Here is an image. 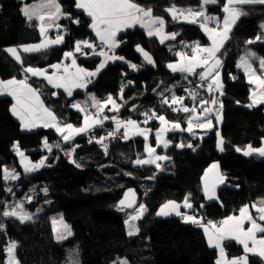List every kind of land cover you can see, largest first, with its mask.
Wrapping results in <instances>:
<instances>
[{
  "label": "trees",
  "instance_id": "16d2710c",
  "mask_svg": "<svg viewBox=\"0 0 264 264\" xmlns=\"http://www.w3.org/2000/svg\"><path fill=\"white\" fill-rule=\"evenodd\" d=\"M31 1L0 0V78H27L39 90L49 109L68 123L72 116V101L85 93L79 91L68 96L63 89L51 86L45 79L25 73L23 67H49L60 61L66 50L75 49L76 41L95 40V31L90 27L92 19L75 6L77 0H60L64 13L72 19L62 17L56 23L60 27L53 29L55 31L52 30L51 34L62 35L63 41L38 53L22 52L21 65L5 51V47L33 43L43 38L37 20L29 21L21 11L23 5ZM133 2L164 17L167 29L178 35L161 43L160 39L149 36L139 26L124 29L118 39L125 44L116 51L124 60L109 63L88 90L100 100L109 96L119 99L118 110H107L110 104L107 105L105 111L110 117L118 116L125 121L145 117V112L150 115L155 112L156 116L165 114L185 124L187 113L171 103L153 106V100L163 85L182 77V73H173L168 67V63L178 59V46L183 42L191 45L209 42L199 23L174 21L167 9L200 7L202 0ZM225 3L226 0H217V3L207 5V11L222 19ZM237 6L243 8L244 14L239 16L221 50L226 55L222 67L225 92L221 124L225 136L223 152L217 150L215 129L202 138L186 131L171 132L173 144L166 149L169 159L161 164L163 170L154 174L159 168L157 165L135 163L137 159L144 160L145 141L142 137L124 139V130L120 128L111 142L89 143L101 135V124L69 142H65L53 127L23 131L20 120L12 112L15 105L13 97L0 96V264H8L9 241L18 244L16 256L20 264H65L74 245L80 249V264H121V258L129 264H216L218 251L208 245L200 226L185 222L176 215L158 217L157 210L168 200L183 202L185 196L191 194L194 208H198L204 219L216 221L264 198V158L258 154L245 156L236 151V146H258L264 138V104L248 106L251 104V84L237 67L242 47H253L264 58V42L247 43L264 35L261 28L264 4ZM94 45L98 48L99 42ZM137 45L152 55L153 65H148L136 54ZM83 51L90 53L89 48ZM80 56L79 62L90 68L99 59ZM129 63L137 65V69L133 70ZM128 81L133 85H127ZM167 99L170 102L169 96ZM173 108L178 110L173 111ZM89 110L95 117L93 113L97 110ZM103 115L101 113V117ZM113 122L103 120L112 130ZM151 124L158 126L159 121L152 119ZM45 140L62 142L49 151L43 148ZM16 142L33 160L46 155L47 160L39 171L24 172L16 153ZM189 144L192 147H188ZM215 160L220 163L225 183L218 190L219 200L207 201L201 177L205 168ZM4 168H13L21 173L17 180L9 182V188L3 178ZM130 187L138 191L147 207V213L138 221L136 235H129L125 213L118 207L119 199ZM11 200L20 201L22 207L19 209L31 213L32 218L21 221L16 217L3 216ZM38 209H41L40 213L33 215ZM52 211H62L71 224L73 235L70 238L61 240L55 237L50 217ZM224 246L231 256L244 252L241 244L233 239H226ZM250 262L260 263L253 256Z\"/></svg>",
  "mask_w": 264,
  "mask_h": 264
},
{
  "label": "snow or ice",
  "instance_id": "6c2138e0",
  "mask_svg": "<svg viewBox=\"0 0 264 264\" xmlns=\"http://www.w3.org/2000/svg\"><path fill=\"white\" fill-rule=\"evenodd\" d=\"M217 3V0H202L199 9H176L175 7L167 9L169 14L171 15L174 21L183 19L184 22L187 23H199L201 29L208 34L209 39L212 41L211 46L203 47L196 43L191 46V53L186 54L183 52H177L176 55L180 57V63L178 64H169L168 67L173 72H188L191 74H195V69L197 67L204 68L205 70L199 73L200 79L202 81L208 80L211 78V83H208V91L212 92L213 88L220 89L222 87L219 72L217 69L221 65L220 59L216 57V54L220 51V48L223 46L224 42L229 38V33L231 32L232 26L236 23L237 19L240 15L244 14L242 12L237 11L234 7L235 4H244V3H262L264 4V0H226L222 11L225 13L223 20L221 21L219 17L210 16L206 14V5ZM78 9H83L89 17L92 19V24L90 27L95 31L96 36L101 41V44L105 45L108 51L101 50L99 52L96 51V46L90 43L87 40L84 41H76L75 42V51L84 55L82 52V48L92 49V55L102 56L104 59L97 67L96 71L88 72L85 69L76 68V72L73 74H68L65 76L56 77V81L54 82L53 77L55 73L52 75H47L46 70L40 68H33L31 66L23 67V71L25 73L31 74L32 76H43L48 80L49 83H53L55 87L60 88L63 87L65 91L68 92V95L72 94L71 87H69V83L72 87L76 88H84L86 84L90 82L87 80L88 77L96 76L109 61L115 60H124V57H119L115 55L114 50L119 47V42L116 40L117 34L123 29L130 28L135 26L136 24H140L142 27H146L148 29L147 34L149 36L157 35L161 36L160 42L163 43L165 39H175L178 33H170L167 36L161 35L164 29L165 21L162 18H154L152 16V10L144 9L143 7L137 5L133 2V0H77L76 5ZM39 9H46V14H40L38 12ZM23 15L29 20H33V18L38 19L41 24L39 31L44 40H42L38 44L34 45H21L19 47H9L5 49L7 53H9L17 62L23 65V60L21 58V52L23 53H38L42 50H46L50 45L60 44L64 37L62 35H57L55 39H49L47 37L48 28L45 27V20L49 22V26H55L59 28L60 26L56 24V20L60 17H65L68 19H72L69 14L63 12L60 4L57 0H41L39 4L25 6L21 9ZM73 23H79L78 20H72ZM215 24V27H209V23ZM261 28H264V25H261ZM262 37L257 36L256 40H261ZM254 41H248L247 43H253ZM137 51L141 52L149 64H153L151 56L147 52H145L142 48L137 46ZM111 53V54H110ZM65 57H71L73 55L72 52H66ZM259 61L260 71L264 72V58H259L256 56L255 52L249 51L246 56L241 57L240 63L237 67L242 68L243 71L249 76L250 83H256L258 87L264 89V79L260 78L256 75V70L253 68V65L250 61ZM209 61H212L209 64ZM72 65L76 66V60H72ZM129 66L133 69H137V65L129 63ZM52 68L59 69L60 65H51ZM65 73H67V68H65ZM255 77V80L252 79ZM131 83V82H129ZM7 93L16 100V104L13 105L12 111L13 114L18 116L20 119L22 126L24 128L35 127V123L29 120V116L36 111V105L38 104L41 109L49 117H51V123L45 122L44 127H54L57 132L62 135V138L65 142H69L74 138L75 135L83 134L89 131L90 128L94 127L97 124L103 123V120L109 119L107 116L101 117V113L104 111V108L107 107L108 103H111L113 106V110H118L119 105L116 104L115 100L111 96L107 98L106 101H99L94 96L91 97L92 107L96 108L97 111L95 113V117H90L89 115H85L84 123L82 127H73L72 124H66L63 127H60L56 122L55 116L48 111V109L43 108L42 102L39 101V96L37 94V90L33 89L28 83L27 78L22 80H17L15 78L9 79L7 81L0 80V94ZM222 94V93H221ZM196 93H192L193 99L196 97ZM261 100L257 101L255 94L252 97V103H264V91L260 93ZM34 100V103H33ZM180 101L182 105L183 98H177L175 95L172 96V104H176L177 101ZM163 103L168 104V99L165 98ZM212 105L217 104V100L213 98L211 101L201 100L200 104L202 106L201 110L205 113L211 114V109L208 107V104ZM19 106V110L17 108ZM171 106V105H170ZM249 107L252 104L248 105ZM73 107L78 108L80 111H84L80 105L76 104ZM173 111H177V108H173ZM185 113H192L190 118L187 121V131L192 132L193 126L199 128H210L211 120L207 117L201 121L199 116L195 115V108H188L186 106H182L181 109ZM146 119L144 123H147L151 119H158L161 125V128L156 132V139L159 143L161 137L164 132L169 129L164 127L169 122L166 120L165 116L160 115L156 116V113L153 112L151 115L147 112L144 113ZM111 119L116 120V117L113 116ZM121 127V122L117 121V131H119ZM137 129V134L144 136L147 140V132L150 130H139L137 122L135 120H127L123 122V138L128 139V130L129 128ZM180 129V124L173 123L171 125L170 130ZM183 130V129H181ZM67 133V134H65ZM109 136H114L115 132L108 133ZM193 135L195 133L193 132ZM219 136V133H217ZM104 137H101L97 143H100L104 140ZM92 141L89 140V143ZM223 143L224 141L221 139L218 142V148L220 151H223ZM45 148L51 151V146L47 143V140L44 142ZM183 147L184 145H180ZM188 147H192L191 144L187 145ZM17 149V154L21 157V163H24L27 160V157L24 156L23 152L19 151V146H15ZM59 147V145H57ZM105 150L107 148L104 145ZM164 147H167V142L164 143ZM75 151V149H73ZM146 151L149 153L150 158L146 160L137 159L135 161L136 164H150L156 163V161L167 159L165 156H154L156 149L150 146H146ZM236 151H242L240 148H237ZM258 153L261 157H264V147L260 148H252L251 145L247 146V149L243 151L245 156L251 155L253 153ZM71 155V153H68ZM75 163V161H72ZM45 163L44 159H41L37 164H25V171H34L39 169ZM77 167H80L79 164H76ZM159 167V164H157ZM213 167H216L213 165ZM5 180L7 179H16L17 176L14 173H9L7 169L3 170ZM207 175V173L205 174ZM223 178H221V182ZM45 193L47 189L44 190ZM205 195L208 199H212L214 196V192H210L207 184L205 185ZM191 194L185 196L182 204L177 203L175 201H168L163 204L159 211L157 212L158 216H169L170 214H175L176 216H181L185 222H191L192 224L198 225L203 228L205 235L207 236L208 244L210 247L218 248L220 251L221 259L217 261V264H247V254L248 253H257L264 257V235H261L259 238L257 234H264V206H257V204L251 205V208L258 213L257 217H253V215L249 211V206L245 205L240 208L239 216H229L222 220L219 225L208 221L207 224H204L203 218L198 217L195 214H186L181 213L180 208L183 207L185 209H192L193 213H195L196 209L193 204L190 202ZM30 199V198H29ZM264 204V200L261 201ZM121 205L125 204L124 200L120 201ZM19 207H22L19 206ZM128 207H132V204L129 203ZM203 207V205H201ZM146 210L144 205H139V208L136 210V215L132 216L131 219H138L140 215H142L143 211ZM23 220L31 219V217L27 213L20 214L17 212L16 208H13L11 211H4L3 216H18ZM260 221V222H258ZM245 222H248L250 226L245 230ZM127 223V221H126ZM65 234H59L57 239H65L66 235H71L70 230H68V226L64 225ZM138 231V230H137ZM133 232L130 231L129 235H132ZM226 239L236 240L238 243L243 245L244 255L238 258H232L231 260H227L225 258V249L222 242ZM249 242H251V247H249ZM15 243L11 244L7 248V252L9 254V264H12L14 260L13 251L15 249ZM121 264H128L127 260L121 262Z\"/></svg>",
  "mask_w": 264,
  "mask_h": 264
},
{
  "label": "rangeland",
  "instance_id": "374dc122",
  "mask_svg": "<svg viewBox=\"0 0 264 264\" xmlns=\"http://www.w3.org/2000/svg\"><path fill=\"white\" fill-rule=\"evenodd\" d=\"M34 2L32 3V4H28L27 6H31V5H36V4H39L40 2H41V0H33ZM57 2L60 4V6H61V8H62V10H63V6H62V4H61V2H60V0H57ZM178 7V6H177ZM206 7V10H207V5L205 6ZM179 8H184V9H188V8H191V7H179ZM191 9H194V10H196V9H199V7H194V8H191ZM38 12L40 13V12H47V10L46 9H39L38 10ZM63 12H64V10H63ZM208 12V11H207ZM216 17H218V16H216ZM61 18L62 17H60L58 20H56V22L55 23H59V21L61 20ZM178 21H181V20H178ZM182 22H184V21H182ZM40 24H41V22H40ZM44 24H45V22H44ZM91 24H92V22H91ZM137 26H139L140 24H136ZM140 27V26H139ZM47 28H56L55 26H47ZM141 28H142V26H141ZM48 29V30H49ZM167 31L168 32H174V31H169L168 29H167ZM96 34V33H95ZM51 35L52 34H50V33H47V37L49 38V39H53V38H51ZM119 35V34H118ZM118 35H117V37H118ZM260 37H262V36H260ZM45 39V37H43L40 41H37V42H33V43H26V44H20V45H9V46H6L5 48L7 49V48H9V47H19V46H21V45H34V44H38V43H40L42 40H44ZM97 38L95 39V40H93L92 42L90 41V40H87V41H89L90 43H92V44H96L97 43ZM120 40V42H124V41H122L121 39H119ZM99 43H101V42H99ZM185 43H187V44H190L189 42H185ZM50 46H52V45H50ZM49 46V47H50ZM100 46V45H99ZM98 46V48H97V52H99V51H101V50H104V51H108V49L106 48V46L105 45H103V46H100L99 47ZM137 46H139V45H137ZM180 46V45H179ZM178 46V47H179ZM140 48H142L141 46H139ZM190 48H191V46H190ZM136 49H137V47H136ZM143 49V48H142ZM245 49V52L246 53H248L249 51H251V52H255V54H256V56L257 57H259V58H262L259 54H258V52L256 51V50H253L252 51V48L251 47H248V48H243L242 47V49H241V52L243 51ZM145 52H147L145 49H143ZM66 52H72L73 53V55L71 56V57H65V53ZM82 52H84L85 54L84 55H82V56H80V54H78V52H76L75 51V49H70V50H66L65 52H64V54H63V57H62V59L60 60V61H58V62H56V63H54V64H52V65H57V64H59L60 65V67H59V69H56V68H52L51 67V65L49 66V67H43V68H40V67H33V68H40V69H44V70H46V74L47 75H52L53 73H55V76L53 77V80H54V82H61V83H63V81H56V77H60V76H65V75H68V74H73V73H75L76 72V68L77 67H79V68H82V69H85L86 71H88V72H94V71H96V69H97V67L100 65V63L103 61V57L102 56H96V55H92V53L90 52V53H86V51H83L82 50ZM177 52H183V53H186V54H190L191 53V49L189 50L188 49V47L186 46V44H184V42H183V44H182V46H181V48L179 49V51H177ZM240 52V53H241ZM22 53V52H21ZM117 53V52H116ZM115 53V54H116ZM148 54H149V56H151V58H152V60H153V57H152V55L149 53V52H147ZM111 54V53H110ZM118 54V53H117ZM136 54L138 55V56H140V58L141 59H143V61H146L145 60V58H144V56H143V54L142 53H139V51H137L136 52ZM220 54H221V57H218V59H220V61H222L223 59H225V57L224 56H226L223 52H220ZM120 55V54H119ZM79 56L80 57H84L85 59H90V58H93V57H99V59H98V62L96 63V65L94 66V67H92V68H90V67H86V66H84V65H82L79 61ZM240 56V55H239ZM238 56V57H239ZM73 59H75L76 60V66H73L72 65V60ZM132 61H135L133 58L131 59ZM131 60H128V61H131ZM238 60V59H237ZM116 61V60H115ZM111 62H114V61H109L107 64H106V66L109 64V63H111ZM105 66V67H106ZM32 67V66H31ZM104 67V68H105ZM65 68H67V73H65ZM103 68V69H104ZM102 69V70H103ZM101 70V71H102ZM100 71V72H101ZM100 72L99 73H97V75L96 76H93V77H88V78H86L87 80H90V82H88L87 84H86V87H84V88H76V87H72V85L69 83V87H71V90H72V94L71 95H68V92L67 91H65V89L63 88V87H60L61 89H63L65 92H66V94L68 95V96H74V94L76 93V92H84L85 94L84 95H81L80 97L78 96V97H75L74 98V100L72 101L73 103H72V105H71V110L73 111V112H76V113H78V114H82V115H89L90 117H92V115H91V113L89 112L90 110L89 109H86V105L87 104H90L91 105V109H96V108H94V107H92V102H91V97H95L97 100H99V101H106L107 99H103V100H100V98H98L97 96H96V94L93 92V91H90V90H88V87L92 84V83H94V81L96 80V78H97V76L100 74ZM186 76V73H182L181 74V76ZM37 77H40V78H43V79H45L43 76H37ZM219 78L221 79V81H223V77H222V72H220V75H219ZM0 80H1V78H0ZM47 82H48V80L47 79H45ZM4 81H7V80H4ZM220 81V82H221ZM224 82V81H223ZM49 83V82H48ZM51 86H53V87H55L54 86V84L53 83H49ZM55 88H57V87H55ZM40 93V92H39ZM222 93V94H221ZM223 94H225V92L224 91H222V92H219V90H218V95H219V97H221ZM5 95H8V96H11V95H9V94H7L6 92L5 93H2V94H0V96H5ZM214 95H216V94H214ZM11 97H13V96H11ZM121 98V97H120ZM14 99V98H13ZM113 100H115V102H116V104L117 105H120V103H119V99L117 98V97H113ZM204 100H208V98H205ZM14 101H15V103H16V100L14 99ZM40 101V100H39ZM33 103H34V100H33ZM76 104H78V105H80V107L81 108H83L84 109V111L82 112V111H80L78 108H76V107H73V105H76ZM108 104H110V108L109 109H107V110H113V106H112V104L111 103H108ZM179 104H180V108L182 107V106H186V107H188V108H192L191 107V105H189L188 103H184V101H182V105H181V103L179 102ZM200 106H201V104H200ZM202 107V106H201ZM178 108V107H177ZM41 108L38 106V104L36 105V111L34 112V115L37 113H40L41 112ZM97 110V109H96ZM106 110V107L104 108V111L102 112V114H104L103 116H107L109 119H106V121L107 122H109V120H110V115H108L107 114V112L105 111ZM72 112V116H71V120H73V121H75V119H76V114L75 113H73ZM52 113V112H51ZM54 116H55V118H57V116H56V114L55 113H52ZM196 114V113H195ZM33 115V116H34ZM158 115V114H157ZM161 115H163V116H165V118H166V120L169 122L167 125H165L164 127H166V128H168L169 130L168 131H166V132H164L163 133V135H162V137H161V140H160V142L158 143L157 142V139H156V132H157V130H159L160 128H161V125H160V122H159V125L158 126H154V125H152L151 124V121H152V119L151 120H149L147 123H144V121H145V119H146V117H142V118H132L131 120H135L136 122H137V125H138V128H139V130H150V131H148L147 132V140L144 138V136H141V135H138L137 134V129H135V128H129V130H128V135H129V137L130 138H133L134 137V134L135 135H137L138 137H142L143 139H144V141H145V146H144V156H143V158H144V160H146V159H149L150 158V156H149V153L146 151V146H150V147H153V148H155L156 149V151H155V153L153 154V156H152V158H154V156H165V157H167V159H164V160H159V161H156V163H153L154 165H157V164H159V168H157L156 170H155V172H154V174H156L157 172H160V171H162L163 170V167L161 166V164L162 163H164V162H166L168 159H169V156L167 155V153H166V149L171 145V144H173V139H172V137L169 135L171 132H179V131H185V124L182 122V121H180V120H172V119H170V118H168L165 114H161ZM190 115H192V113H187L185 116H184V121H185V123H186V121L188 120V117L190 116ZM158 116H160V115H158ZM157 116V117H158ZM118 117V116H117ZM31 118H33V117H31ZM61 119V118H60ZM119 119V121H123L124 119H120V118H118ZM117 119V120H118ZM31 122H32V120L31 119H29ZM158 120V119H157ZM83 121H84V118H83ZM127 120H125L124 122H126ZM159 121V120H158ZM179 123L180 124V129H177V130H175V131H173V130H170L171 129V125L173 124V123ZM113 124H114V131L115 132H117L118 133V131H117V124H115V121L113 122ZM112 124V125H113ZM36 128H38V127H30V128H24L23 126H21V129L23 130V131H31V130H35ZM95 128V127H94ZM120 128H123V122L121 123V127ZM181 129H183V130H181ZM123 130H124V128H123ZM134 130H135V132H134ZM134 132V133H133ZM118 135V134H117ZM75 138V137H74ZM70 141H72V139L70 140ZM61 140H56V142H55V146L56 145H60L61 144ZM165 142H167V147H164V143ZM181 143V142H180ZM179 143V144H180ZM16 145H18L19 146V144H18V142H16V144H15V146ZM224 145V144H223ZM16 148V147H15ZM56 148V147H55ZM54 148H51V151L53 150ZM218 150V149H217ZM19 151L20 152H23L24 153V156L25 157H27V160H25L24 161V163H21V157L18 155V157H19V163H20V166L23 168V170H24V172H29V173H35V172H37V170L38 169H36V170H34V171H25V164H28L29 162L31 163V164H37V163H39V161L41 160V159H44L45 161L47 160V157H46V155H44V156H42L40 159H38V160H33L32 158H31V156L25 151V150H22L21 148H20V146H19ZM219 151V150H218ZM220 152V151H219ZM223 152V151H222ZM16 153H17V149H16ZM215 162H218L219 163V161H217V160H215ZM150 164H152V163H150ZM4 169H7L8 170V172L9 173H14L16 176H17V178L16 179H14V180H17L19 177H20V172L19 171H17V170H15V169H13V168H4ZM40 169V168H39ZM11 180H13V179H7L6 180V182H7V187L9 188V182L11 181ZM213 201H215V200H213ZM20 204H21V202L20 201H17V200H11L10 202H9V204H8V208H7V210H5V211H11L13 208H16V210H17V212L18 213H20V214H23V213H27L30 217H31V213H29V212H26V211H24V210H22V209H19V206H20ZM144 205V207H145V209L146 210H144L143 211V213H142V215H140L139 216V218L138 219H135V220H133V219H131V217L132 216H134V215H136V210L139 208V205ZM138 205V207L137 208H135L134 210H127V209H122V211L125 213V221H127V223H126V225H127V229H128V233L130 232V231H132L133 232V234L132 235H136L137 233H138V226H137V224H138V221H139V219L140 218H142L146 213H147V207H146V204H145V202L144 201H142L141 200V203ZM159 209V208H158ZM40 211H41V209H38L37 211H36V213H33V215H37V214H39L40 213ZM159 211V210H158ZM158 216V215H157ZM169 216H173V215H169ZM7 217H9V216H7ZM12 217H16V218H18V219H20L19 218V215L18 216H12ZM50 217H51V223H52V227H53V231H54V235H55V237L57 238V236L59 235V234H65V228H64V225H67L68 226V230H70V232H71V235H66V238L65 239H62V240H66V239H68V238H70L72 235H73V230H72V227H71V224L65 219V217H64V215H63V213H62V211H52L51 213H50ZM158 217H166V216H158ZM32 218V217H31ZM21 220V219H20ZM28 220H30V219H28ZM26 221V220H25ZM13 243H15V245H16V247L18 246V244H17V242L16 241H9V244H8V247L11 245V244H13ZM16 247H15V249H14V251H13V256H14V260L12 261V264H20V262H19V260H18V258H17V256H16ZM7 254H8V252H7ZM124 260H126V259H124V258H121V259H119V262L121 263L122 261H124ZM128 262V261H127ZM7 263L9 264V254H8V257H7ZM65 264H80V249H79V246L78 245H74V246H72L71 248H70V250H69V255H68V257H67V260L65 261ZM128 264H129V262H128Z\"/></svg>",
  "mask_w": 264,
  "mask_h": 264
},
{
  "label": "crops",
  "instance_id": "0c3cea01",
  "mask_svg": "<svg viewBox=\"0 0 264 264\" xmlns=\"http://www.w3.org/2000/svg\"><path fill=\"white\" fill-rule=\"evenodd\" d=\"M34 1L32 0L30 3H26V4H24L23 5V7L22 8H24L26 5H28V4H32ZM238 4H235L234 5V7L237 9V11H239V12H243V8L241 7V6H237ZM176 9H184V8H179V7H175ZM144 9H147V8H144ZM189 9V8H188ZM40 14H46V12H40ZM206 14L207 15H210V16H216V15H213V14H211V13H209V12H207V10H206ZM225 15V14H224ZM152 16L154 17V18H156V17H158V18H162L164 21H165V18L164 17H161V16H158V15H155V14H153V12H152ZM224 17V16H223ZM223 17H222V19H220L221 21L223 20ZM33 19H35V20H37V22L39 23L38 24V27L40 28V21L38 20V19H36V18H33ZM183 21V19H181V22ZM237 21H238V19H237ZM236 21V22H237ZM236 24V23H235ZM234 24V25H235ZM215 25V24H214ZM234 25L232 26V28L234 27ZM261 25H264V21L262 22V24ZM47 26H49V22L47 21V19L45 20V27H47ZM135 26H137V25H135ZM135 26H133V27H135ZM140 26V25H139ZM141 27V26H140ZM209 27H213V26H211V22L209 23ZM215 27V26H214ZM146 32H148V29L146 28V27H142ZM49 29V28H48ZM53 29H55V28H50L49 30H48V32L47 33H50L51 34V32H52V30ZM124 30V29H123ZM122 30V31H123ZM232 30V29H231ZM53 31H55V30H53ZM262 31H264V28H262ZM121 32V31H120ZM119 32V33H120ZM118 33V34H119ZM171 33H174V32H171ZM206 33V32H205ZM117 34V35H118ZM168 34H170V32H168L167 31V26H166V21H165V25H164V29H163V32H162V34L161 35H163V36H167ZM206 35L208 36V34L206 33ZM153 36H156L158 39H160L161 40V36H157V35H153ZM55 37L56 36H54L53 34L51 35V38H53V39H55ZM97 37V36H96ZM229 37H230V33H229ZM209 38V37H208ZM97 41L98 42H100V40H99V38L97 37ZM116 40L119 42V47L120 46H122V45H124L125 44V42H120V40L118 39V37H116ZM165 40H169V39H165ZM164 40V41H165ZM229 40V38L224 42V44H223V46L220 48V51L216 54V57L218 58V57H221V54H220V52H221V50L223 49V47L226 45V43H227V41ZM81 41H84V40H81ZM254 42L253 43H250V44H254V43H256L257 41H259V40H256V39H254L253 40ZM211 44H212V41L209 39V42L207 43V44H199V45H201V46H203V47H208V46H211ZM119 47H117L115 50H114V52L116 53V51L118 50V48ZM250 47V46H249ZM248 48V47H247ZM252 48V51L253 50H255L253 47H251ZM86 48H82V50H85ZM96 51H97V48H96ZM90 52L92 53V49H90ZM139 53H141V52H139ZM246 52H245V49L240 53V56L238 57V60H237V65L240 63V59H241V57H244V56H246ZM116 56H119V57H122V56H120L119 54H115ZM262 57V56H261ZM222 58V57H221ZM263 58V57H262ZM129 62H132V61H129ZM181 61H180V57H178V59L177 60H175V61H172V62H170V63H168V65L169 64H178V63H180ZM251 63H252V65H253V68L256 70V75L257 76H259L260 78H262V79H264V72H261L260 71V66H259V61L258 60H255V61H250ZM132 63H134V62H132ZM146 63H147V61H146ZM212 63V61H209V64H211ZM223 63H224V59L221 61V65H220V67L217 69V71L219 72V75H220V72H222V67H223ZM154 64V63H153ZM153 64H149L148 63V65H153ZM239 68V67H238ZM170 69V68H169ZM239 69H241L242 71H243V69L242 68H239ZM171 70V69H170ZM195 70H202V71H204L205 69L204 68H201V67H197ZM172 71V70H171ZM173 72V71H172ZM244 72V71H243ZM173 73H187V72H180V71H177V72H173ZM245 73V72H244ZM246 74V73H245ZM246 76H247V79H248V81H249V76L246 74ZM10 79H12V78H10ZM15 79H17V80H22V79H19V78H15ZM252 79L253 80H255V77H252ZM2 80V79H1ZM6 80H9V79H6ZM220 81H221V79H220ZM27 83L33 88V89H36L37 90V94H38V96H39V100H40V102H42V105H43V108H46V109H48V111L49 112H52L53 113V111H51L50 109H49V107L44 103V101H43V99H42V97L40 96V93H39V90L37 89V88H35L34 86H32L28 81H27ZM250 83V82H249ZM251 84V88H250V98H251V104H252V106H254V105H258V104H261V103H256V104H253L252 103V97H253V95L255 94V97H256V99H257V101H260L261 100V96H260V93H261V91H264V89H261L260 87H258V85L256 84V83H250ZM221 85H222V87L220 88V89H217V92H218V90H219V92H222V91H224V83H223V81H221ZM173 95H175L177 98H183V101H184V103L186 102V103H188L189 104V102H188V100L186 99V97L182 94V93H179V92H177V93H173V94H171L170 96H169V98H170V102L169 103H171L172 104V96ZM224 96V94L221 96V97H219V95H218V93L216 94V95H213L212 94V96L210 95V93H206V96H205V98H208V100L207 101H211L213 98H215L216 100H217V104H215V105H212L211 103H209L208 104V107L211 109V114L209 115V113H205V112H203L202 110H201V106H200V103H199V105H198V107H197V109H196V116H199L200 118H201V121H203L204 120V118L205 117H207L208 119H210L211 120V127L210 128H207V127H205V128H199V127H196L195 125L193 126V130H192V132H189V131H187V127H188V125H187V121H186V123H185V131L187 132V133H190L192 136H194V137H200V138H202V137H204L206 134H208L212 129H215L216 130V132L217 133H219V136L217 135V145H218V142L222 139L223 141H224V145H223V148L225 149V136H224V134H223V128L221 127V124H222V97ZM204 98V99H205ZM179 100L177 101V103L176 104H174V105H176V107H178L179 109H181L180 108V104H179ZM16 104V103H15ZM264 104V103H263ZM39 106V105H38ZM40 107V106H39ZM17 108H18V110H19V106H17ZM72 111V110H71ZM13 112V111H12ZM73 112V111H72ZM73 113H75L76 114V119H75V121H73V120H71L70 122H68V123H65L64 121H63V119L61 118L60 119V117H57L56 118V122L58 123V125L60 126V127H63L64 125H66V124H72L73 125V127H77V128H79V127H82L83 126V123H84V121H83V118L85 117L84 115H82V114H78V113H76V112H73ZM34 113H32L28 118L29 119H31L32 120V122L33 123H35V127H44V124H45V122H48V123H51V117H49L48 115H47V113H45L44 111H43V109L41 110V112L40 113H36L34 116ZM18 120H20L19 118H18V116H16V115H14ZM191 116V115H190ZM190 116L188 117V119L190 118ZM31 117H33V118H31ZM113 117V116H112ZM116 117V120H113V119H111L110 118V120H109V122H112V121H115V124H117V121H119V119H118V117L117 116H115ZM118 119V120H117ZM21 122V121H20ZM121 123L122 122H124V120L123 121H120ZM22 124V123H21ZM97 125H99V124H97ZM97 125H95L94 127H96ZM94 127H92V128H94ZM54 128V127H53ZM92 128H90V129H92ZM55 129V128H54ZM89 129V130H90ZM55 131H56V129H55ZM57 132V131H56ZM134 132H135V130H134ZM133 132V133H134ZM193 132L195 133V135H193ZM58 133V135H60V136H62L59 132H57ZM65 134H67V133H65ZM80 135V134H79ZM76 136H78V135H75L74 137H76ZM134 137H138L137 135H135L134 134ZM130 138V137H129ZM74 139V138H73ZM47 143L51 146V148H54L55 149V147L57 146H55V141H52V142H49V141H47ZM249 145H251V144H247V145H244V146H236V148H240L242 151H239V152H241V153H243V151L244 150H246L247 149V146H249ZM252 146V148H260V147H264V138H263V140H262V142H261V144L260 145H258V146H253V145H251ZM43 148H45V146H44V144H43ZM47 149V148H46ZM217 149L220 151V149L218 148V146H217ZM224 151V150H223ZM220 152H222V151H220ZM253 154H258V153H253ZM252 155V154H251ZM259 155V154H258ZM249 156V155H248ZM264 158V157H263ZM213 165H215L216 167H213ZM43 166H41L40 167V169L42 168ZM40 169H38L37 171H39ZM207 173V175H205ZM221 178H223V181L221 182ZM225 183V178H224V175L222 174V171H221V167H220V163H218V162H215V161H212L206 168H205V170H204V172H203V174H202V177H201V184H202V189H203V191H204V195H205V185L207 184V186H208V189H209V191L210 192H214V196H213V198L212 199H208L207 197H206V195H205V199L207 200V201H213V200H219V197H218V190H219V188L223 185ZM262 200H264V198H260V199H258V200H256V201H254V202H252L251 204H246V205H248L249 206V211H250V213L253 215V217L255 218V217H257L258 216V213H256L255 212V210L254 209H252L251 208V205H253V204H257V206H264V204H262L261 203V201ZM168 201H175V202H177V203H180V204H182V202H179V201H176V200H168ZM168 201H166V202H168ZM165 202V203H166ZM190 202L193 204V202H192V200H191V196H190ZM165 203H163V204H165ZM162 204V205H163ZM161 205V206H162ZM160 206V207H161ZM193 206H194V204H193ZM245 206V205H244ZM160 207H159V209H160ZM243 207V206H242ZM158 209V210H159ZM196 209V211H195V213H193V211H192V209H185V208H183V207H181L180 208V211H181V213H186V214H195V215H197L198 217H202L203 218V223L204 224H207L208 223V221H210V220H205L204 219V217H203V215L200 213V211L198 210V208H195ZM158 210H157V212H158ZM170 215H175L174 213L173 214H170ZM233 215H235V216H239V211L237 212V213H234V214H230V215H228V216H226V217H224V218H222V219H219V220H216V221H211V222H213V223H215V224H217V225H219L220 224V222L222 221V220H224L225 218H227V217H229V216H233ZM181 217V216H180ZM182 218V217H181ZM258 222H260V221H258ZM261 223H264V222H261ZM250 226V224L248 223V222H245V225H244V227H245V230L248 228ZM202 228V227H201ZM203 229V228H202ZM204 231V230H203ZM204 234H205V232H204ZM261 235H264V234H257V236H258V238L261 236ZM206 236V235H205ZM206 240H207V236H206ZM225 241V240H224ZM224 241L222 242V244H223V246H224ZM207 242H208V240H207ZM240 244V243H239ZM209 245V244H208ZM242 246V248H243V245H241ZM249 247H251V242H249ZM213 248H215V247H213ZM217 249V251H218V256H217V259H216V264H217V261L218 260H220L221 259V256H220V251H219V249L218 248H216ZM224 249H225V246H224ZM243 251H244V249H243ZM244 255V252L241 254V255H238V256H231V255H229L228 253H227V251H226V249H225V258L227 259V260H231L232 258H238V257H241V256H243ZM251 256H253L254 257V259L255 260H257L258 262H260L259 264H264V257H262L261 255H259L258 254V251H257V253H248L247 254V264H251V262H250V258H251ZM255 264H257V263H255Z\"/></svg>",
  "mask_w": 264,
  "mask_h": 264
},
{
  "label": "built area",
  "instance_id": "2783aa9c",
  "mask_svg": "<svg viewBox=\"0 0 264 264\" xmlns=\"http://www.w3.org/2000/svg\"><path fill=\"white\" fill-rule=\"evenodd\" d=\"M211 26H214L213 24H211ZM260 43L264 42V35L262 36V39L259 40ZM183 43L180 44V46L177 48V51H179V49L181 48ZM184 44H186V46L188 47V49L190 50V46H192L191 44H187L184 42ZM100 46H103V44L99 43ZM202 70H195V74H191V73H186V76H182L180 79H176L175 81H173L172 83H167L165 85H163L160 89V93L155 97V99L153 100V106H157L163 103L164 99L167 98V96H170L173 93H177V92H182V94L186 97V99L189 102V105H191L192 108L197 109L199 103L201 100H204L206 93H210V94H216L217 93V89L214 87L212 92L208 91V83H211V78L209 77L208 80L202 81L200 79L199 73H201ZM127 85L132 86V83H129V81L127 82ZM192 93H196V97L195 99H193ZM87 109H91V105L87 104L86 105ZM95 113H93V115L95 116ZM101 126V135L98 137H95L94 139H91V143H94L101 138L104 137L105 139L100 142L101 143H108L113 141L116 136H117V132H115L114 130L106 127L107 125L105 123H103ZM110 132H115L114 136H109L108 133Z\"/></svg>",
  "mask_w": 264,
  "mask_h": 264
},
{
  "label": "water",
  "instance_id": "95a60500",
  "mask_svg": "<svg viewBox=\"0 0 264 264\" xmlns=\"http://www.w3.org/2000/svg\"><path fill=\"white\" fill-rule=\"evenodd\" d=\"M124 200L125 204L121 205L120 201ZM131 203L132 207H128V204ZM141 203V197L138 191L134 187L127 188L122 197L118 201V207L121 209L134 210Z\"/></svg>",
  "mask_w": 264,
  "mask_h": 264
},
{
  "label": "clouds",
  "instance_id": "9594fccd",
  "mask_svg": "<svg viewBox=\"0 0 264 264\" xmlns=\"http://www.w3.org/2000/svg\"><path fill=\"white\" fill-rule=\"evenodd\" d=\"M259 42H260V41H259ZM241 49H242V48H241ZM217 93H218V92H217ZM217 93H216V94H217ZM86 109H87V108H86ZM55 142H56V141H55ZM53 150H54V149H53Z\"/></svg>",
  "mask_w": 264,
  "mask_h": 264
}]
</instances>
